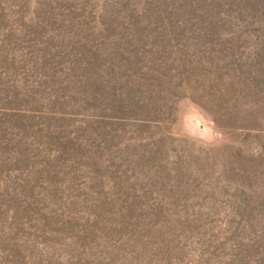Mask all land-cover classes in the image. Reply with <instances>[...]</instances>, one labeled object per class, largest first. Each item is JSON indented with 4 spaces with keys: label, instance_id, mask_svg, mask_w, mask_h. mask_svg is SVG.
Wrapping results in <instances>:
<instances>
[{
    "label": "rangeland",
    "instance_id": "1",
    "mask_svg": "<svg viewBox=\"0 0 264 264\" xmlns=\"http://www.w3.org/2000/svg\"><path fill=\"white\" fill-rule=\"evenodd\" d=\"M0 264H264V0H0Z\"/></svg>",
    "mask_w": 264,
    "mask_h": 264
}]
</instances>
